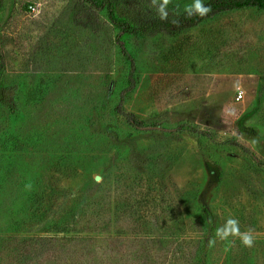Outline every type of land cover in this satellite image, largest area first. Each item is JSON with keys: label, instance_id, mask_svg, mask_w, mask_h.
I'll return each mask as SVG.
<instances>
[{"label": "rangeland", "instance_id": "rangeland-1", "mask_svg": "<svg viewBox=\"0 0 264 264\" xmlns=\"http://www.w3.org/2000/svg\"><path fill=\"white\" fill-rule=\"evenodd\" d=\"M94 2L0 0V264H264V12L122 48Z\"/></svg>", "mask_w": 264, "mask_h": 264}, {"label": "trees", "instance_id": "trees-1", "mask_svg": "<svg viewBox=\"0 0 264 264\" xmlns=\"http://www.w3.org/2000/svg\"><path fill=\"white\" fill-rule=\"evenodd\" d=\"M87 1L94 6L97 5L94 0ZM205 5L210 6L211 10L204 16L196 14L195 11H192L191 15L188 12L179 15L166 12L167 15L163 19L160 17L159 7L150 5L146 0H102V6L99 9L107 8L111 24L120 32V35L116 37V42L122 48L121 34L142 33L150 35L164 32L175 35L195 29L221 14L245 10L264 12V0H211ZM123 53L129 58L125 51ZM132 67H134L133 63ZM1 99L2 105L14 112L16 107L14 90L8 88L2 90ZM118 113L126 118L130 126L138 130L144 129L143 123L133 115L126 114L121 108H118ZM188 126L186 124L181 125L177 130L188 129L190 132L204 135L203 132Z\"/></svg>", "mask_w": 264, "mask_h": 264}, {"label": "clouds", "instance_id": "clouds-1", "mask_svg": "<svg viewBox=\"0 0 264 264\" xmlns=\"http://www.w3.org/2000/svg\"><path fill=\"white\" fill-rule=\"evenodd\" d=\"M165 5H166V0H165V4H162L158 9L160 17L162 19L165 18L167 15L166 11L164 10ZM193 9L195 13L200 16L206 15L211 10L210 6H207L204 3H202L201 0H195L194 5L190 6L189 8H186V11L188 12L189 15H191L192 14L191 10ZM216 234L222 240L227 239L229 235H233V236L238 235L241 243L249 247L253 243L252 235L247 232L241 233L239 231L238 222L234 219L228 220L223 228L217 229Z\"/></svg>", "mask_w": 264, "mask_h": 264}, {"label": "water", "instance_id": "water-1", "mask_svg": "<svg viewBox=\"0 0 264 264\" xmlns=\"http://www.w3.org/2000/svg\"><path fill=\"white\" fill-rule=\"evenodd\" d=\"M160 130V128H144L143 130Z\"/></svg>", "mask_w": 264, "mask_h": 264}, {"label": "built area", "instance_id": "built-area-1", "mask_svg": "<svg viewBox=\"0 0 264 264\" xmlns=\"http://www.w3.org/2000/svg\"><path fill=\"white\" fill-rule=\"evenodd\" d=\"M31 10H32V11H35V9H34V8H31ZM240 98H241V97H240Z\"/></svg>", "mask_w": 264, "mask_h": 264}]
</instances>
